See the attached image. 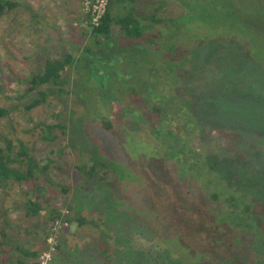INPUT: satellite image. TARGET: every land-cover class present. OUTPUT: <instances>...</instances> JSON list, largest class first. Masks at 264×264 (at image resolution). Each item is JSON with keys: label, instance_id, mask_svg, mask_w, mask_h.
<instances>
[{"label": "rangeland", "instance_id": "obj_1", "mask_svg": "<svg viewBox=\"0 0 264 264\" xmlns=\"http://www.w3.org/2000/svg\"><path fill=\"white\" fill-rule=\"evenodd\" d=\"M13 1L0 19L4 123L31 147L32 128L60 114L69 193L48 190V213L26 218L27 188L1 192L0 208H17L9 242L43 246L57 209L44 264H264V0H151L147 14L157 2L156 17L170 21L139 24L134 39L113 26L101 45L75 24L87 0ZM66 54L64 94L26 113L36 97L27 81ZM197 93L200 118L187 100ZM92 158L107 168L104 183L77 169Z\"/></svg>", "mask_w": 264, "mask_h": 264}, {"label": "trees", "instance_id": "obj_2", "mask_svg": "<svg viewBox=\"0 0 264 264\" xmlns=\"http://www.w3.org/2000/svg\"><path fill=\"white\" fill-rule=\"evenodd\" d=\"M137 1L107 0L105 11L98 19L96 25L92 24L89 12L84 13L85 19L82 18L75 24L82 23V27L90 29V34L86 33L84 35L87 38L86 40L91 36L93 38L91 41H95L94 44L101 45V39L106 40L110 37L113 26H118L125 38L134 39L142 37V30L139 24H152L151 26H153L170 21V18L160 19L156 17L158 12L157 2H154L156 6L153 8V12L147 14V11L152 7L151 0H141L142 2L136 7ZM17 7L18 2L16 1L0 0V19ZM139 7H141V11L138 9ZM161 8L162 5H160V10ZM71 66V54H66L61 59H45L42 72L32 76L26 83L24 94L35 93L36 97L28 105L24 106V111L26 113L32 112L45 105L48 98L55 95H63L64 91L60 88L66 84V81L61 76ZM4 90L5 88L0 82V93H3ZM9 99L11 100L12 98ZM202 99L203 95L201 93L194 94L193 98L189 97L187 99L192 107L190 113L197 110L198 114L196 115L199 118L204 116L199 113V108L203 107L200 105L201 102H199ZM197 102H199V105L193 107ZM159 112V109H153V115H156V113L159 115ZM10 115L11 110L9 108L0 107V193L14 186H25L27 195L24 197L20 208L26 218H36L46 212L41 202L45 199V193L48 190L53 192V197H57L60 194L65 196L69 193L68 186L63 183V174L69 170L68 161L65 158L67 146L63 144L65 126L60 121L59 113L50 114L46 121L40 122L32 128L37 131L38 136L37 142L30 147L27 142L15 135L17 130L10 122L4 123L6 119H9ZM230 121H227L228 129L236 125V122L231 123ZM102 126L105 131L110 130V126L107 123L102 124ZM37 146L43 147L44 152L37 153ZM92 154L93 157L96 156L93 149L89 151V160H91L90 155ZM74 167L77 168L76 166ZM77 169L86 182L91 185L104 183L108 174L103 162H98L96 158H92V163L88 161L81 162V166ZM108 184L105 183L103 187H107ZM95 187L101 189L96 185L93 188L95 189ZM66 208L69 209V206H66ZM16 213L17 208L15 206L0 208V264H41L38 258L46 250L45 242L50 235V228L61 216L57 209H52L48 219L50 226L44 231V245L39 246L37 249H27L24 246L21 247V245L9 242L12 238L13 225L17 219ZM75 221H78L79 225L84 223V220L76 219ZM71 223L72 219L69 217L64 220V224L69 225ZM57 251H60V245ZM4 254L5 256L1 260ZM258 264L263 263L258 262Z\"/></svg>", "mask_w": 264, "mask_h": 264}, {"label": "built area", "instance_id": "obj_3", "mask_svg": "<svg viewBox=\"0 0 264 264\" xmlns=\"http://www.w3.org/2000/svg\"><path fill=\"white\" fill-rule=\"evenodd\" d=\"M107 5V0H90L85 3L86 12H89L92 18V24L96 25L98 19L102 16ZM44 264V262H40Z\"/></svg>", "mask_w": 264, "mask_h": 264}, {"label": "clouds", "instance_id": "obj_4", "mask_svg": "<svg viewBox=\"0 0 264 264\" xmlns=\"http://www.w3.org/2000/svg\"><path fill=\"white\" fill-rule=\"evenodd\" d=\"M87 1H90V0H87Z\"/></svg>", "mask_w": 264, "mask_h": 264}]
</instances>
